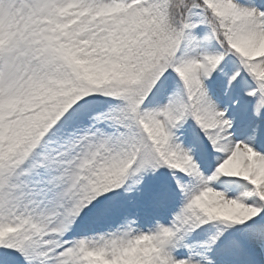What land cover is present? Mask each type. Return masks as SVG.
I'll list each match as a JSON object with an SVG mask.
<instances>
[{
  "label": "snow or ice",
  "instance_id": "1",
  "mask_svg": "<svg viewBox=\"0 0 264 264\" xmlns=\"http://www.w3.org/2000/svg\"><path fill=\"white\" fill-rule=\"evenodd\" d=\"M0 264H264V0H0Z\"/></svg>",
  "mask_w": 264,
  "mask_h": 264
}]
</instances>
